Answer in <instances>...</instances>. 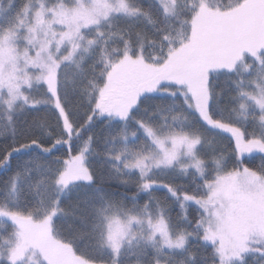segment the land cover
Listing matches in <instances>:
<instances>
[{"label":"snow or ice","instance_id":"obj_1","mask_svg":"<svg viewBox=\"0 0 264 264\" xmlns=\"http://www.w3.org/2000/svg\"><path fill=\"white\" fill-rule=\"evenodd\" d=\"M0 264H264V0H0Z\"/></svg>","mask_w":264,"mask_h":264},{"label":"trees","instance_id":"obj_2","mask_svg":"<svg viewBox=\"0 0 264 264\" xmlns=\"http://www.w3.org/2000/svg\"><path fill=\"white\" fill-rule=\"evenodd\" d=\"M17 4H20L23 2V0H16ZM57 155L59 156H64L66 158V150L65 149H61V151L59 153H57Z\"/></svg>","mask_w":264,"mask_h":264}]
</instances>
